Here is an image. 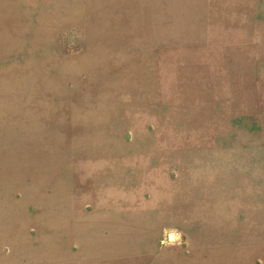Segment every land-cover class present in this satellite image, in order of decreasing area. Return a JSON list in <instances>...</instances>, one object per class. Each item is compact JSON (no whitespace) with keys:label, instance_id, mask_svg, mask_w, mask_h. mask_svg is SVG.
Wrapping results in <instances>:
<instances>
[{"label":"rangeland","instance_id":"obj_1","mask_svg":"<svg viewBox=\"0 0 264 264\" xmlns=\"http://www.w3.org/2000/svg\"><path fill=\"white\" fill-rule=\"evenodd\" d=\"M0 264H264V0H0Z\"/></svg>","mask_w":264,"mask_h":264}]
</instances>
